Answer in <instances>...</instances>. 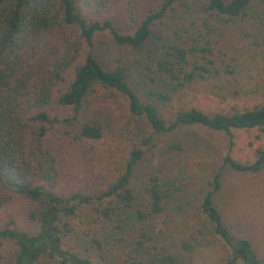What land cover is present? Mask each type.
I'll list each match as a JSON object with an SVG mask.
<instances>
[{
  "label": "trees",
  "instance_id": "obj_1",
  "mask_svg": "<svg viewBox=\"0 0 264 264\" xmlns=\"http://www.w3.org/2000/svg\"><path fill=\"white\" fill-rule=\"evenodd\" d=\"M123 1L0 0V211L17 198L30 203L29 228L0 225V264H199L197 253L218 243L227 249L224 264H264L254 239L228 226L216 198L225 168L264 170V143L253 160L232 153L235 131L264 133V92L239 97L248 93L230 78L223 86L229 90L218 93L238 97L227 109L179 104L169 117L162 111L196 82L234 75L214 36L239 22L254 37L256 28L262 32L264 0H164L129 32L111 16ZM169 18H176L172 31L162 29L154 39ZM107 33L137 51L157 42L145 66L153 82L146 97L130 83V65L101 60L97 41ZM98 85L123 95L148 129L112 182L96 192H68L61 188L62 149L52 135L59 129L79 141L104 137L103 124L81 119ZM189 126L227 133L228 150L202 190L198 213L176 232L171 203L185 191L187 148L175 133Z\"/></svg>",
  "mask_w": 264,
  "mask_h": 264
},
{
  "label": "rangeland",
  "instance_id": "obj_2",
  "mask_svg": "<svg viewBox=\"0 0 264 264\" xmlns=\"http://www.w3.org/2000/svg\"><path fill=\"white\" fill-rule=\"evenodd\" d=\"M163 1L124 0L115 5L111 16L121 31L129 32L134 30L149 9L158 7ZM175 19L169 18L165 24L158 25L153 38L158 39L162 29L172 31ZM262 29L259 32L256 28L254 37V29L248 23L239 22L228 26L222 36H214L216 50L227 53L225 58L234 66V75L196 82L182 94L180 100L175 99V104L162 106L163 113L169 117L170 109L179 104L197 106L210 112L231 107L238 97H231L229 94L223 97L218 94L229 90L223 86L226 85V79L230 78L237 89L248 93L239 97L243 96L248 100L260 98L264 92V28ZM97 47L101 60L108 66L112 67L123 60L132 67L129 81L146 97L153 82L145 77L149 73L145 66L154 59L151 57L149 61L150 56H155L158 51L157 42L149 43L137 51L117 45L107 33L100 36ZM83 59L84 56L82 61ZM81 119L103 124L106 127L104 137L79 141L59 129L54 131L52 137L60 142L62 149L64 171L61 188L68 192L90 193L105 187L120 174L133 143L148 127L145 120L130 113L128 101L123 95L101 85L87 97ZM175 135L184 141L187 148L185 191L171 203L173 227L179 232L180 224L193 220L198 213L202 190L209 185L228 150V135L201 126L183 127ZM235 135L236 144L232 150L235 158L241 161L253 160L255 150L264 143V133L237 130ZM222 181L223 187L216 198L226 223L234 232L253 238L264 254V170L253 174L225 168ZM29 208L30 203L26 199H15L1 209L0 225L13 222V225L29 228ZM226 255L227 249L222 243H218L214 247L201 249L196 256L199 264H224Z\"/></svg>",
  "mask_w": 264,
  "mask_h": 264
}]
</instances>
